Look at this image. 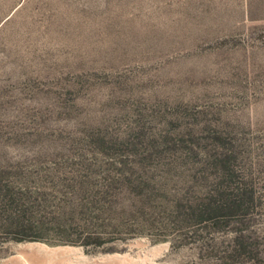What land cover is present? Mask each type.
Returning <instances> with one entry per match:
<instances>
[{"label":"rangeland","instance_id":"rangeland-1","mask_svg":"<svg viewBox=\"0 0 264 264\" xmlns=\"http://www.w3.org/2000/svg\"><path fill=\"white\" fill-rule=\"evenodd\" d=\"M221 195L244 210L208 218ZM24 262L264 264V0H0V264Z\"/></svg>","mask_w":264,"mask_h":264},{"label":"trees","instance_id":"trees-1","mask_svg":"<svg viewBox=\"0 0 264 264\" xmlns=\"http://www.w3.org/2000/svg\"><path fill=\"white\" fill-rule=\"evenodd\" d=\"M207 204L204 208V214L216 221L227 220L230 216L237 215L241 210H244L242 208L243 202L239 198L229 197V195H221L220 199L209 200Z\"/></svg>","mask_w":264,"mask_h":264},{"label":"bare ground","instance_id":"bare-ground-1","mask_svg":"<svg viewBox=\"0 0 264 264\" xmlns=\"http://www.w3.org/2000/svg\"><path fill=\"white\" fill-rule=\"evenodd\" d=\"M23 250L25 251H43V252H46L47 254L50 253V254H53V255H58V254H70L72 253L73 254V250L71 251L70 249H64V248H57V249H49L47 248L46 246H43V245H40V244H28L27 246H24L23 247ZM36 251V252H37ZM27 255V254H26ZM80 259H82L81 257H79ZM107 258V257H106ZM120 258V257H119ZM109 261H118L119 259L114 256V257H108ZM122 259V258H121ZM22 264H26L25 262L22 263Z\"/></svg>","mask_w":264,"mask_h":264}]
</instances>
